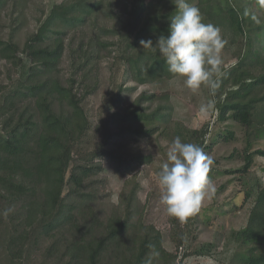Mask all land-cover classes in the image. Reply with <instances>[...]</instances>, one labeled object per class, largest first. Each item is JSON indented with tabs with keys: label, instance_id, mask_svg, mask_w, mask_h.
<instances>
[{
	"label": "rangeland",
	"instance_id": "obj_1",
	"mask_svg": "<svg viewBox=\"0 0 264 264\" xmlns=\"http://www.w3.org/2000/svg\"><path fill=\"white\" fill-rule=\"evenodd\" d=\"M128 1L103 0L97 12L65 26L55 20L44 24L55 8L72 0H0V40L17 46L14 59L0 60V135L5 137L6 129L15 127L20 118L24 123L30 113L36 123L31 134L34 140L40 124L34 100L26 96L27 87L42 81L56 79L74 88L88 116L87 132L73 146L59 211L49 221L55 228L47 231L35 225L25 230L21 225L28 199L5 197L0 201V264H75L66 254V245L97 236L113 213L129 216L131 221L126 233L107 242V264L124 258L122 253L126 254L137 232L149 234L151 239L156 231L176 264H247L245 252L252 246L243 245L239 238L264 189V158L254 156L248 172L244 165L247 152L264 150V84L250 89L246 97L228 93L239 88L232 81L237 64L248 71L253 82L264 76V13L257 14V22L251 16L257 11V0H230L251 16L245 23L246 32L233 40L231 31L215 24L220 18L210 20L203 15L201 4L207 0H189L200 9L205 23L218 25L226 41L215 94L207 88L193 94L183 78L168 72L165 62H158L155 53L143 50L140 44V52L128 50L115 33L123 31L121 17L126 18ZM158 1L146 3L154 11L151 7ZM158 7L175 15L172 0H160ZM169 24L170 19L147 15L137 38L148 31L168 35ZM41 33L44 41L35 43ZM57 38L64 40L63 57L56 69L45 71L32 61L26 46L51 47ZM142 95L148 99L141 101ZM255 98L259 101L254 104L253 127L235 120L233 112L220 118L219 104L227 99L249 102ZM206 105L210 106L202 111ZM52 107L58 114L68 112L58 101ZM136 108L149 116L157 111L163 115L137 122L131 116ZM137 129L154 130V134L140 137L135 134ZM177 136L182 142L199 145L211 157L209 177L215 189L199 212L183 224L167 215L158 184V172ZM85 168L90 172L83 187L77 189L71 175ZM8 209L11 211L4 216ZM140 220L145 228L137 231ZM78 225L80 232L75 229ZM96 225L101 226L96 229ZM25 238L23 252L15 251L18 244L14 243ZM11 245L13 259L8 255ZM256 246L257 252L264 253V242L253 248Z\"/></svg>",
	"mask_w": 264,
	"mask_h": 264
},
{
	"label": "trees",
	"instance_id": "obj_2",
	"mask_svg": "<svg viewBox=\"0 0 264 264\" xmlns=\"http://www.w3.org/2000/svg\"><path fill=\"white\" fill-rule=\"evenodd\" d=\"M73 2L61 4L55 8L51 18L44 24H51L52 20L59 21L61 24L68 26L83 21L85 14L91 15L97 12L103 4V0H72ZM213 0H207L201 4L203 15L213 20L220 18V22L215 24L224 26L225 29L232 32L233 40L242 36L245 31V23L250 19L246 11H239L230 0H224L222 3H212ZM153 5L152 11L146 3V0H129L125 5L126 18L121 17L123 31L115 33L120 34L121 41L126 43L128 50L138 51L141 40L151 39L155 45L160 36L157 32L148 31L146 34L137 38V33L141 30L142 21L145 16H154L158 19H171L173 12L164 13V8L159 9L158 5ZM251 22V21H249ZM218 26V25H216ZM110 33V32H109ZM136 34V38L134 35ZM35 43L44 41L41 34ZM167 36V35H163ZM139 45V46H138ZM28 54L32 61L45 71H51L57 68L63 57L65 44L64 40L57 38L54 46L36 47L27 44ZM17 46L13 43L5 44L0 40V60L10 61L14 59ZM155 53L158 62L164 61L159 51L143 49ZM154 63V62H153ZM236 76L233 78V85L239 87L228 95L246 97L252 88L264 84V76L254 80L248 75L241 64L235 66ZM165 75V74H164ZM255 79V78H253ZM248 82V81H251ZM249 83V84H248ZM26 96L32 97L37 110L39 120V131L34 140L31 134L36 128L33 122L34 116L30 115L21 123L17 120L15 127L6 129V135H0V201L7 198L23 199L27 198L24 210L26 216L21 226L25 230L42 225L44 229L50 231L55 228L53 223L49 222L59 211L61 197L65 187L66 175L72 161L73 146L80 142L88 130V116L82 98H79L74 88L63 85L59 80L42 81L27 87ZM25 96V95H24ZM153 96L151 97V99ZM141 101L147 100L145 95L139 98ZM58 101L68 108L66 114H58L53 109V102ZM259 101L257 98L249 102L241 100H226V103L219 104L221 107V116L228 112H233V118L246 127H253V110L254 104ZM131 116L135 121L147 118L161 117L163 114L154 112L151 116L140 112L138 108L131 110ZM10 123H13L10 120ZM135 134L140 137H149L154 134V130L137 129ZM230 136H233L232 134ZM31 137V138H30ZM31 142L33 145L31 146ZM254 156L264 158V150L258 149L253 152H247L245 157L244 171L248 172ZM89 168L83 171L77 170L72 173L71 183L77 189L83 187V183L88 177ZM71 217V216H69ZM67 217L66 219H69ZM80 223V219L78 220ZM130 217L123 214L113 213L102 228L100 227L97 236L93 235L87 238H81L74 243L66 245V254L69 255L71 263L75 264H107L105 263V254L108 252L107 242L113 241L122 234L126 233L130 226ZM77 223V222H76ZM81 227L84 226L81 223ZM79 225L75 229L79 230ZM137 231L144 229L145 226L141 220L137 223ZM152 231H156L154 228ZM153 238L149 234L137 232L131 239V246L127 249L126 254L122 253L123 259L113 260L110 264H176V260H170L171 254H168L162 246V239L159 232H155ZM242 244L249 247L245 252L247 264H264V253L257 252V246L264 242V189L259 192L257 205L254 208L249 225L240 232ZM23 239L15 242V249L19 253L23 252L26 243ZM120 247V246H118ZM120 248H117V250ZM13 246L9 248L8 255L13 259ZM81 257L84 260H78ZM155 259V260H154ZM154 260V262H153Z\"/></svg>",
	"mask_w": 264,
	"mask_h": 264
},
{
	"label": "clouds",
	"instance_id": "obj_3",
	"mask_svg": "<svg viewBox=\"0 0 264 264\" xmlns=\"http://www.w3.org/2000/svg\"><path fill=\"white\" fill-rule=\"evenodd\" d=\"M175 15L170 19L169 34L160 36L155 45L141 40L143 49L159 51L167 71L183 78L193 94L207 88L215 94L222 71V50L226 41L213 23H205L200 9L189 0H172ZM264 13V0H257V11ZM249 13L246 11L245 13ZM257 22H259L257 20ZM210 105L202 106V111ZM213 160L197 144L175 137L167 151V160L158 172L160 203L169 217L181 224L199 212L202 202L215 191L209 177ZM10 209L5 210L7 216Z\"/></svg>",
	"mask_w": 264,
	"mask_h": 264
}]
</instances>
